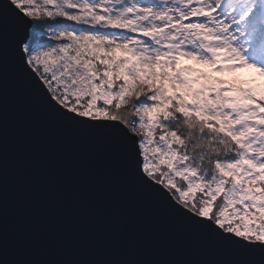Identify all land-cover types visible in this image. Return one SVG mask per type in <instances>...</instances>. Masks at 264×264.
Returning a JSON list of instances; mask_svg holds the SVG:
<instances>
[{
    "label": "snow or ice",
    "instance_id": "snow-or-ice-1",
    "mask_svg": "<svg viewBox=\"0 0 264 264\" xmlns=\"http://www.w3.org/2000/svg\"><path fill=\"white\" fill-rule=\"evenodd\" d=\"M8 82L101 145L123 189L227 258L18 252L5 223ZM0 264H264V0H0Z\"/></svg>",
    "mask_w": 264,
    "mask_h": 264
},
{
    "label": "water",
    "instance_id": "water-1",
    "mask_svg": "<svg viewBox=\"0 0 264 264\" xmlns=\"http://www.w3.org/2000/svg\"><path fill=\"white\" fill-rule=\"evenodd\" d=\"M5 223L10 245L42 259H226L118 183L101 145L47 121L5 86Z\"/></svg>",
    "mask_w": 264,
    "mask_h": 264
},
{
    "label": "rangeland",
    "instance_id": "rangeland-1",
    "mask_svg": "<svg viewBox=\"0 0 264 264\" xmlns=\"http://www.w3.org/2000/svg\"><path fill=\"white\" fill-rule=\"evenodd\" d=\"M243 75H248V73L246 71H242Z\"/></svg>",
    "mask_w": 264,
    "mask_h": 264
}]
</instances>
